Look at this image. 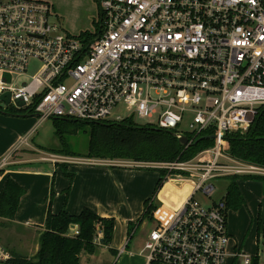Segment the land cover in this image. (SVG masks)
<instances>
[{"label": "built area", "instance_id": "built-area-1", "mask_svg": "<svg viewBox=\"0 0 264 264\" xmlns=\"http://www.w3.org/2000/svg\"><path fill=\"white\" fill-rule=\"evenodd\" d=\"M96 2L94 33L71 36L48 2L0 0V96L9 93L10 106L37 118L22 143L38 125L56 118L147 120L177 140L186 139L185 148L212 140V147L192 159L165 163L132 165L59 155L51 160L159 169L165 182L196 178L168 220L151 211L148 220L154 227L143 244L145 264H228L230 257L232 264H251V257L237 247L233 256L226 252V193L208 208L194 196L199 192L209 198L215 190L211 180L264 178L263 166L226 150V137L247 132L264 106V0ZM34 62L39 64L35 75L19 83ZM70 235H78L75 227ZM100 241L97 232L94 243ZM128 244L115 262L132 254ZM10 259L0 242V264Z\"/></svg>", "mask_w": 264, "mask_h": 264}, {"label": "trees", "instance_id": "trees-1", "mask_svg": "<svg viewBox=\"0 0 264 264\" xmlns=\"http://www.w3.org/2000/svg\"><path fill=\"white\" fill-rule=\"evenodd\" d=\"M99 18V13H98ZM96 21H94L96 27ZM9 107L6 108V111ZM11 114H25V110L10 109ZM54 134L62 143L63 133L72 129L69 125L90 128V142L84 158L99 160H132L135 162L165 161L172 162L189 160L200 151L213 146L212 140L202 139L185 148L179 144L173 135L165 130L151 125H140L133 118L117 123H86L72 119H52ZM226 150L234 158L243 162L264 167V106L257 109L253 124L244 134L234 133L226 137ZM66 164H61L65 166ZM65 177L71 182L74 174L63 170ZM165 173L160 171L156 190L160 187ZM175 175V174H174ZM264 182V178L242 176ZM230 182L226 189L225 205L230 210H237L243 203L238 190L237 176L228 177ZM175 183V182H171ZM171 185L167 184V190ZM169 190V189H168ZM24 190L12 179L7 178L0 191V218L12 219L16 214ZM68 194V191H67ZM151 199L144 203V211L140 223L150 219L153 209ZM114 219L98 216L93 210L84 208L78 215H70L65 207L57 213L49 212L45 221V228L38 239V250L32 258L12 255L5 264H80V255H92L98 245L94 243L97 232L101 233V245H110ZM71 226H74L78 235L71 236ZM130 237V238H129ZM131 240L132 236H129ZM115 255V250H110ZM251 264H259L257 256L251 257Z\"/></svg>", "mask_w": 264, "mask_h": 264}, {"label": "rangeland", "instance_id": "rangeland-1", "mask_svg": "<svg viewBox=\"0 0 264 264\" xmlns=\"http://www.w3.org/2000/svg\"><path fill=\"white\" fill-rule=\"evenodd\" d=\"M48 2L54 10V13L58 16L59 24L64 32L71 36H78L81 33H94L95 24L94 21L98 20V5L96 0H38ZM39 68L38 63H32L28 69L25 76L19 78V83L27 81ZM17 77V76H16ZM0 112L8 115L11 113L6 111V107L3 103H0ZM0 117H7L1 116ZM7 119H11L8 118ZM12 120H19L23 124L14 127L3 123L2 126H11L17 130L31 131L36 123L37 118H16ZM135 123L140 125H146L147 120H134ZM1 126V125H0ZM72 129L63 133L62 143L59 141L57 136L54 134V125L52 120H47L38 125L31 135L27 138L26 143L33 144L38 147L45 148L41 150L45 153H50V150H57L56 154L59 156H66L69 158L81 157L85 155L88 150V145L90 142V128L88 126L78 127L74 129L75 125H69ZM25 134V135H26ZM33 137V138H32ZM24 143V144H26ZM60 150V151H58ZM89 160H95L97 162H122L123 164L136 163L132 160H99L93 158H86ZM154 163H165V161H144L137 162V164H154ZM45 165L46 163H42ZM121 165V164H119ZM121 167V175H123L122 183L120 184V189H116L115 192H111L110 196L112 198V203L110 208H115L107 218L114 219V231L112 240L109 246L105 247L103 245H98L95 249L94 254L87 255L82 253L80 264H114L116 256L111 254L110 250H117L122 248L128 242L127 252L131 251L132 254L124 255L118 259L115 264H145V256L147 252L143 250V244L146 239V235L153 229L154 222L149 221L145 218L141 223L143 208L145 201L147 199H141L140 191H146L155 189V185L161 178L160 171L151 168H134L133 166H117ZM59 171L63 169L57 167ZM69 171V170H68ZM71 172V171H69ZM165 173L164 171H162ZM63 176V174H62ZM60 177V176H59ZM174 178H180L181 176H172ZM66 179L65 176H63ZM195 178V177H193ZM196 179V178H195ZM195 179H183L181 182H177L175 191L177 195L187 197L191 191ZM229 178L215 179L209 181L215 187L214 192L210 197H205L201 193H196L194 199L198 201L203 207H210L213 201H219L221 197L226 193L227 186L229 184ZM65 189V197L62 205L66 209L67 203V191L69 193V188ZM240 190L243 193L245 205H242L236 211H228L227 213V229L231 236L230 240L226 246V252L233 256L234 248L237 252L245 254L248 257L254 256L257 249V235H258V218H257V208L259 206L260 195L263 194V188L260 181L247 180V182H242L239 184ZM165 191V189H164ZM152 194V193H151ZM49 200H54V195L50 197ZM52 204V202H51ZM90 209V208H89ZM92 210V209H91ZM162 209L160 210V215L168 220L170 213H167ZM249 210V211H248ZM255 212V213H254ZM234 223L236 225H234ZM260 231L262 226L260 225ZM261 234V233H260ZM129 236H132L129 240ZM129 237V238H128ZM129 240V241H128ZM128 241V242H127ZM261 246V241H260ZM259 246V248H260ZM24 257V256H21ZM236 261V264H239ZM233 263V258L228 259V264Z\"/></svg>", "mask_w": 264, "mask_h": 264}, {"label": "crops", "instance_id": "crops-1", "mask_svg": "<svg viewBox=\"0 0 264 264\" xmlns=\"http://www.w3.org/2000/svg\"><path fill=\"white\" fill-rule=\"evenodd\" d=\"M8 107L7 112L11 113L10 109L13 106L9 105ZM0 115L11 118L0 117V191L7 178L12 179L24 190L14 217L10 220L0 218V242L11 255L15 254L32 258L37 253L39 246L38 239L40 233L45 228L47 214L49 212L57 214L62 210L64 193L68 186H70V189L67 195L65 210L70 215H78L84 208H90L98 216L107 218L105 216H108L115 209L110 208L113 201L110 194L111 192H115L116 189H120V184L124 178L121 175V171H118L121 167L75 164L61 166L62 163L51 160V156L57 155V150L48 149L50 151L48 154L41 151L45 148L29 143H22L30 131L26 134V131L23 132L15 129L14 127L20 126L23 123L12 119L30 118L33 116L25 114L8 115L2 112H0ZM3 123L14 127H4L2 126ZM42 163L46 164L43 165ZM58 166L74 174L71 182L67 177L66 179L63 178V171V176L61 171L57 173ZM182 180L178 179L175 183L163 180L157 190L156 184L153 192L152 189H148L140 191L139 195L141 199H147L151 195L148 199L152 201L153 211L156 210L158 212L162 209L164 211L167 209V213H171L178 209L185 199V197L177 195V191H175L176 185ZM247 180L255 179L239 177L236 180L238 190L243 199L242 205H245V199L239 184L247 182ZM260 182L263 194L260 195L259 206L257 208L259 223L257 249L254 256L258 257L259 264H264V182ZM167 184L171 186L168 188L169 190L164 191V187ZM53 195L54 200H49ZM228 211L231 210L228 209ZM234 225L236 224L234 223ZM260 225L262 226L261 231L259 230ZM119 249L115 250L116 254Z\"/></svg>", "mask_w": 264, "mask_h": 264}, {"label": "water", "instance_id": "water-1", "mask_svg": "<svg viewBox=\"0 0 264 264\" xmlns=\"http://www.w3.org/2000/svg\"><path fill=\"white\" fill-rule=\"evenodd\" d=\"M9 101H10V95H9V93H5V94H3V95L0 96V102H3V104L5 105V107H7L9 105ZM178 142L181 145H186L187 144V140L186 139L178 140ZM73 227L74 226H71V228H73ZM100 242H102V241H100Z\"/></svg>", "mask_w": 264, "mask_h": 264}]
</instances>
